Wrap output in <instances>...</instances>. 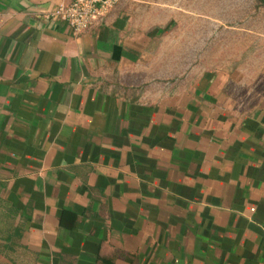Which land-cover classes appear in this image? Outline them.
I'll use <instances>...</instances> for the list:
<instances>
[{
  "label": "crops",
  "instance_id": "0c3cea01",
  "mask_svg": "<svg viewBox=\"0 0 264 264\" xmlns=\"http://www.w3.org/2000/svg\"><path fill=\"white\" fill-rule=\"evenodd\" d=\"M165 1L0 0V264H264V25L200 68Z\"/></svg>",
  "mask_w": 264,
  "mask_h": 264
},
{
  "label": "rangeland",
  "instance_id": "374dc122",
  "mask_svg": "<svg viewBox=\"0 0 264 264\" xmlns=\"http://www.w3.org/2000/svg\"><path fill=\"white\" fill-rule=\"evenodd\" d=\"M165 3L170 8L178 7L184 12V16L180 18V22L185 26L200 24L201 28H206V33L209 27L211 29L214 26L216 27L217 49L200 51V68L209 66L226 67L228 61L231 59H236L237 63L244 60L246 65L248 57L250 58L251 54L256 52L255 50H240L232 47H236V43L239 42L256 41L255 34L249 33L247 35L246 33H241L240 28L256 31L259 25H264V5L260 4L258 0H167ZM230 27L239 28L240 30H228ZM229 31L233 32L230 33ZM156 54H159V51H156ZM197 54L198 51H193L192 54L191 51H184V61H188L178 68H182V70L186 69L184 73L189 68H194L189 64L194 62L192 58ZM247 68L248 71L253 72L254 70L252 69L256 67L253 66L251 67L252 69L246 67V71ZM153 74L155 75L156 73ZM175 74L169 73L170 76H174ZM143 77L142 74L141 78ZM154 83H156L155 80L151 84Z\"/></svg>",
  "mask_w": 264,
  "mask_h": 264
},
{
  "label": "built area",
  "instance_id": "2783aa9c",
  "mask_svg": "<svg viewBox=\"0 0 264 264\" xmlns=\"http://www.w3.org/2000/svg\"><path fill=\"white\" fill-rule=\"evenodd\" d=\"M116 0H60L53 17L64 21L74 33L88 29Z\"/></svg>",
  "mask_w": 264,
  "mask_h": 264
},
{
  "label": "trees",
  "instance_id": "16d2710c",
  "mask_svg": "<svg viewBox=\"0 0 264 264\" xmlns=\"http://www.w3.org/2000/svg\"><path fill=\"white\" fill-rule=\"evenodd\" d=\"M260 4L264 5V0H258Z\"/></svg>",
  "mask_w": 264,
  "mask_h": 264
}]
</instances>
